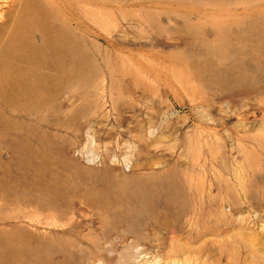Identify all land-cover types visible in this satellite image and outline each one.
<instances>
[{
	"label": "rangeland",
	"instance_id": "rangeland-1",
	"mask_svg": "<svg viewBox=\"0 0 264 264\" xmlns=\"http://www.w3.org/2000/svg\"><path fill=\"white\" fill-rule=\"evenodd\" d=\"M36 1L89 63L0 102V236L42 264H264V0Z\"/></svg>",
	"mask_w": 264,
	"mask_h": 264
},
{
	"label": "bare ground",
	"instance_id": "bare-ground-1",
	"mask_svg": "<svg viewBox=\"0 0 264 264\" xmlns=\"http://www.w3.org/2000/svg\"><path fill=\"white\" fill-rule=\"evenodd\" d=\"M34 31L41 33L39 45L33 40ZM65 33L50 25L48 14L36 0H22L0 15V102L10 103L18 96L29 95L37 99L39 87L84 71L89 63L87 54ZM261 34L264 37V25ZM0 124L7 130L15 127L9 118L1 116ZM17 154L21 162L28 161L30 156H43L40 149L33 150L25 144H20ZM92 176H98L96 171ZM127 181L126 188L137 190L135 209H146L149 204L145 183L139 178ZM42 258L40 248L24 242L15 244L8 236H0V264H42Z\"/></svg>",
	"mask_w": 264,
	"mask_h": 264
}]
</instances>
